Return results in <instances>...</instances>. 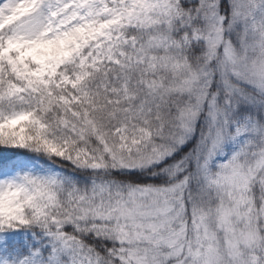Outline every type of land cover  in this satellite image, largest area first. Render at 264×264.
<instances>
[{
    "label": "snow or ice",
    "instance_id": "snow-or-ice-1",
    "mask_svg": "<svg viewBox=\"0 0 264 264\" xmlns=\"http://www.w3.org/2000/svg\"><path fill=\"white\" fill-rule=\"evenodd\" d=\"M0 264H264V0H0Z\"/></svg>",
    "mask_w": 264,
    "mask_h": 264
}]
</instances>
